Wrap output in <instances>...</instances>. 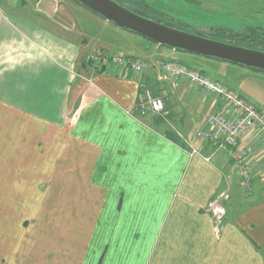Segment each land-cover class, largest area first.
<instances>
[{"label": "crops", "instance_id": "0c3cea01", "mask_svg": "<svg viewBox=\"0 0 264 264\" xmlns=\"http://www.w3.org/2000/svg\"><path fill=\"white\" fill-rule=\"evenodd\" d=\"M67 2L0 0V149L15 154L21 177L62 170L64 186L103 190L101 225L91 229L86 244L16 239L0 246V264H264V147L257 134L242 140L251 149L253 179L246 189L227 149L207 162L202 156L211 153L209 143L187 142L185 148L161 119L144 118L155 113L136 108L139 94L129 73H85L82 58L108 46L100 41L92 50L94 39L65 34L72 26ZM246 3L243 8L256 2ZM215 62L221 63L217 70L237 74L230 64ZM210 79L246 98L223 77ZM159 86L191 110L195 126L205 128L204 116L224 112L219 98L186 81ZM223 192L229 201L216 223L205 209ZM167 235L170 242H161Z\"/></svg>", "mask_w": 264, "mask_h": 264}, {"label": "rangeland", "instance_id": "374dc122", "mask_svg": "<svg viewBox=\"0 0 264 264\" xmlns=\"http://www.w3.org/2000/svg\"><path fill=\"white\" fill-rule=\"evenodd\" d=\"M67 1L70 9H67L66 12L72 26L70 33L65 34L77 41L94 39L88 43L89 49L93 50L95 47H99L98 44L103 45L104 43L105 46H108L104 47L103 52L106 54L119 53L122 56L134 54L133 56L137 60L142 61L144 69L139 75L129 73L130 81L136 83L137 95H145V91H149L151 97L160 98L164 103V110L158 114H152L145 106L144 112L148 110L147 112L152 115L143 113V117L146 119L158 117L161 119L163 127L168 129L167 131L174 132L176 130L181 136L180 142L185 148L187 142L192 144L200 141L196 134L206 129V119L210 113L201 119L205 128L203 125L196 124L195 126L193 124L194 117L190 114L191 110L185 108L178 99L172 97V94H167L165 88L159 86L161 84L177 85L178 82L185 81L165 75L161 69L164 62L182 63L197 71L203 69L210 78L223 77L225 82L232 83L233 89L244 94L246 100L264 111V74L231 64L229 67L236 69V75H232L231 72L219 71L217 68L220 69L221 63L211 64L212 60L152 44L135 34L105 22L71 0ZM144 1L183 23L185 27H179L180 29L197 33L205 32L204 34L212 38V35L206 33L210 27L226 28L236 33H243L249 28L264 30V0H254L256 3L249 8H243L242 5L247 4L246 2L250 0ZM228 5L236 7L237 10L231 11ZM257 24L261 26H257ZM170 52L175 53L177 59L170 58V60L163 56V53ZM209 65H213L215 68ZM83 68L87 75L92 73L90 66H83ZM236 77L239 78L237 81L233 82L230 79ZM138 97H136V108L144 101ZM257 142L264 147V143L259 137ZM26 158L30 159L29 156ZM15 169V154L9 148L7 151L0 149L1 250L2 247L6 249L5 247L15 243L16 239L23 244L30 242L72 245L88 243L91 229L95 226L100 228L101 225V221L96 219H99L100 193H103V190H89V188L80 187L78 184L75 186L71 183L64 186L63 182H59L62 179V170L49 173L45 171L24 172L21 177L16 175ZM252 179L251 177V181ZM65 196L66 199H64ZM205 211L207 210L205 209ZM16 234L21 238L20 236L16 237ZM171 237L173 239L174 235ZM98 238L100 240L99 236ZM161 242H170V236L163 237Z\"/></svg>", "mask_w": 264, "mask_h": 264}, {"label": "built area", "instance_id": "2783aa9c", "mask_svg": "<svg viewBox=\"0 0 264 264\" xmlns=\"http://www.w3.org/2000/svg\"><path fill=\"white\" fill-rule=\"evenodd\" d=\"M86 60L95 68L105 66L132 75H139L144 69V64L140 60L128 59L119 53L106 54L93 51L87 54ZM161 69L165 75L174 79H183L195 88L221 100L224 112H211L206 119V129L196 134L199 140L209 143L211 147V153L208 156H202V158L209 162L213 154L227 149L232 160L240 167L243 185L246 189L249 188L252 177L249 168L250 147L242 145V140L245 135L253 132L264 143V111L255 107L223 83L212 80L185 64L164 62ZM138 96V98L144 99L140 104L141 110L144 111L145 106L156 114L164 110L163 101L160 98L151 97L149 91H145V95ZM192 154L201 156V153L196 149L192 150ZM228 201V193L223 192L208 203L206 210L216 223L220 222L224 216V204Z\"/></svg>", "mask_w": 264, "mask_h": 264}, {"label": "water", "instance_id": "95a60500", "mask_svg": "<svg viewBox=\"0 0 264 264\" xmlns=\"http://www.w3.org/2000/svg\"><path fill=\"white\" fill-rule=\"evenodd\" d=\"M120 29L167 49L264 74V51L211 39L130 10L116 0H71Z\"/></svg>", "mask_w": 264, "mask_h": 264}, {"label": "trees", "instance_id": "16d2710c", "mask_svg": "<svg viewBox=\"0 0 264 264\" xmlns=\"http://www.w3.org/2000/svg\"><path fill=\"white\" fill-rule=\"evenodd\" d=\"M116 1L124 4L130 10H133L142 15L148 16L153 20H159L161 22H164L166 24H169L175 27H185L183 23L176 21L175 19H173L166 13L162 12L158 8L152 7L151 5L145 3L144 0H116ZM207 30L208 31L206 33H209L210 35H212L213 38L204 34L205 32H202L201 34L211 39L217 40V41H221V42H225V43H229V44H233L237 46H242V47H246L250 49L264 51V30L263 29L260 30L257 28H249L243 33L232 32L229 29L221 28V27L220 28L210 27ZM99 52L104 53L103 50H100ZM124 57L128 59H136L131 56H124ZM79 64L82 67L90 66V68H92V70L95 73H101L107 68L105 66L101 68L92 67L90 62H88L86 58H82ZM199 72L203 73L202 71H199Z\"/></svg>", "mask_w": 264, "mask_h": 264}]
</instances>
